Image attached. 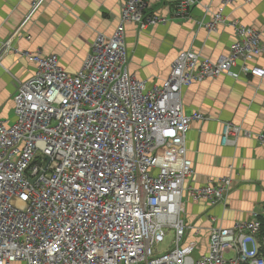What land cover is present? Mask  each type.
<instances>
[{"label": "built area", "instance_id": "built-area-1", "mask_svg": "<svg viewBox=\"0 0 264 264\" xmlns=\"http://www.w3.org/2000/svg\"><path fill=\"white\" fill-rule=\"evenodd\" d=\"M154 1L123 0L118 27L97 33L75 73L58 54L24 52L36 69L14 95V120H0V264H264L259 211L230 227L212 225L207 250L196 256L202 229L186 221L184 198L215 207L228 200L233 179L189 186L196 169L187 135L193 121L210 116L187 114L183 100L191 85L221 75L264 77V65H250L264 57L262 34L233 21L228 53L212 59L181 50L168 76L149 83L130 70L126 25L166 23L147 13ZM232 2L201 24L214 31L227 23ZM199 3L179 0L177 13ZM241 136L264 145V130L224 123L223 144ZM169 233L172 247L158 251Z\"/></svg>", "mask_w": 264, "mask_h": 264}, {"label": "crops", "instance_id": "crops-1", "mask_svg": "<svg viewBox=\"0 0 264 264\" xmlns=\"http://www.w3.org/2000/svg\"><path fill=\"white\" fill-rule=\"evenodd\" d=\"M36 1L0 0V120L9 123L14 120V95L36 69L24 52L58 54L68 72H77L92 52L97 33L110 36L118 27L123 0H42L33 11ZM199 1L180 16L179 0H155L147 13L164 15L166 23L144 30L136 23L126 25L129 67L137 78L160 83L181 50L192 49L212 59L228 53L236 39L231 25L236 20L259 30L264 42V0H233L225 8L227 23L214 31H208L201 21L209 20L224 0ZM250 65L263 66L264 57ZM183 100L187 114L201 111L210 116L193 121L187 135L188 155L196 169L189 186H203L226 176L233 179L228 200L215 207L184 198L185 218L202 229L198 256L207 250L212 225L230 227L250 220L253 211L264 214V145L245 136L236 144L225 145L221 140L226 122L253 132L264 130V77L249 75L237 80L221 75L191 85L184 90Z\"/></svg>", "mask_w": 264, "mask_h": 264}, {"label": "rangeland", "instance_id": "rangeland-1", "mask_svg": "<svg viewBox=\"0 0 264 264\" xmlns=\"http://www.w3.org/2000/svg\"><path fill=\"white\" fill-rule=\"evenodd\" d=\"M186 221L189 223V219ZM173 233H169L166 237H165V240L163 242H161L159 245H158V251L160 252H164L166 250H168L170 247H172L173 245Z\"/></svg>", "mask_w": 264, "mask_h": 264}, {"label": "trees", "instance_id": "trees-1", "mask_svg": "<svg viewBox=\"0 0 264 264\" xmlns=\"http://www.w3.org/2000/svg\"><path fill=\"white\" fill-rule=\"evenodd\" d=\"M261 231L259 234V240L261 241L262 245H261V256L264 259V215L261 216Z\"/></svg>", "mask_w": 264, "mask_h": 264}]
</instances>
